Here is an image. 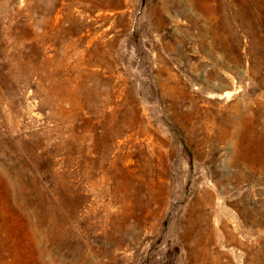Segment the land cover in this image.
<instances>
[{
    "label": "rangeland",
    "instance_id": "374dc122",
    "mask_svg": "<svg viewBox=\"0 0 264 264\" xmlns=\"http://www.w3.org/2000/svg\"><path fill=\"white\" fill-rule=\"evenodd\" d=\"M0 264H264V0H0Z\"/></svg>",
    "mask_w": 264,
    "mask_h": 264
}]
</instances>
